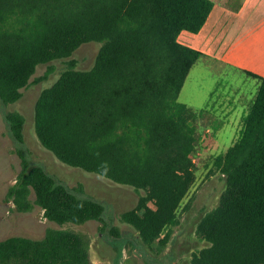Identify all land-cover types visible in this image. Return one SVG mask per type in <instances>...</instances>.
Wrapping results in <instances>:
<instances>
[{
	"label": "trees",
	"instance_id": "trees-1",
	"mask_svg": "<svg viewBox=\"0 0 264 264\" xmlns=\"http://www.w3.org/2000/svg\"><path fill=\"white\" fill-rule=\"evenodd\" d=\"M214 5L212 0H0L3 106L22 99L40 65L71 58L82 44H101L91 69L66 60L58 80L43 90L35 132L64 164L144 191L121 217L148 246L168 244L196 180L194 123L206 110L179 98L203 53L179 37L183 31L199 33ZM53 70L49 66L46 77ZM242 71L259 79L260 87L238 140L217 158L226 188L197 225L207 246L193 252L191 264H264V76ZM5 119L23 143L25 116L7 111ZM19 152L22 169L6 197L17 210L39 205L45 218L59 225L104 221L105 206L84 195L82 186L70 188ZM0 264H92V259L81 233L50 227L42 239L1 240Z\"/></svg>",
	"mask_w": 264,
	"mask_h": 264
},
{
	"label": "rangeland",
	"instance_id": "rangeland-1",
	"mask_svg": "<svg viewBox=\"0 0 264 264\" xmlns=\"http://www.w3.org/2000/svg\"><path fill=\"white\" fill-rule=\"evenodd\" d=\"M259 31L261 35L264 33V21L259 23ZM100 48V43H85L71 58L40 65L31 85L22 90L21 100L9 106L0 103V241L12 236L38 240L44 238L50 227L70 229L81 233L89 242L92 264H191L193 252L207 246L197 235V225L218 205L226 188V177L216 165L217 158L238 140L260 80L211 59L200 58L192 68L179 101L206 110L205 116L194 123L199 139L193 154L196 180L180 207L178 224L168 244L163 248L157 243L148 246L138 231L121 217L136 207L144 191L64 164L40 143L35 132L36 103L43 90L58 80L65 61L75 59L78 69L89 70ZM49 66L54 70L46 77ZM7 111H19L26 118L21 144L10 132L5 119ZM19 149L70 188L82 186L84 195L101 202L105 206L104 221L59 225L48 221L39 205L30 212L17 210L6 197L22 169ZM30 198L35 201V194Z\"/></svg>",
	"mask_w": 264,
	"mask_h": 264
},
{
	"label": "crops",
	"instance_id": "crops-1",
	"mask_svg": "<svg viewBox=\"0 0 264 264\" xmlns=\"http://www.w3.org/2000/svg\"><path fill=\"white\" fill-rule=\"evenodd\" d=\"M214 8L199 33L183 31L180 42L234 69L264 76V0H212ZM261 38V39H260Z\"/></svg>",
	"mask_w": 264,
	"mask_h": 264
}]
</instances>
